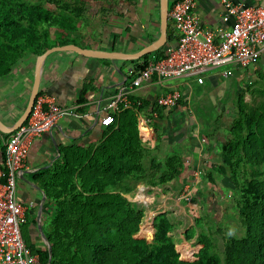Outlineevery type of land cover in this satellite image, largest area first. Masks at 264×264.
I'll return each instance as SVG.
<instances>
[{"label":"trees","instance_id":"1","mask_svg":"<svg viewBox=\"0 0 264 264\" xmlns=\"http://www.w3.org/2000/svg\"><path fill=\"white\" fill-rule=\"evenodd\" d=\"M97 4L105 9L110 2L0 0V78L8 76L28 54L37 56L52 46L78 44L73 35L82 36L97 14ZM172 38L168 29L167 42ZM163 53L164 46L143 54L142 64L134 70L148 60L162 58ZM253 90L259 100L251 97L247 103L244 94L239 95L229 136L217 147L221 161L214 172L205 174L211 183L215 172L229 177L234 206L244 227L243 235L223 241V258L215 253L204 232L199 235L197 253V248L176 249L175 225L166 213L154 216L152 236V225L141 231L149 239L136 235L144 211L125 194L138 183L163 187L180 178L184 170L179 154L156 156L160 138L154 132L152 139L158 143L153 147L140 137L138 114L147 105L143 102L121 106L95 147L60 146L56 161L31 174V180L46 195L42 228L51 247L49 264H264V73ZM162 108L154 103L151 113L160 115ZM3 152L0 145V157ZM27 222L36 224L35 216L26 213L24 224ZM197 225L196 218L187 239L192 238ZM24 239L39 252L41 263L48 264V250L41 238Z\"/></svg>","mask_w":264,"mask_h":264},{"label":"crops","instance_id":"2","mask_svg":"<svg viewBox=\"0 0 264 264\" xmlns=\"http://www.w3.org/2000/svg\"><path fill=\"white\" fill-rule=\"evenodd\" d=\"M104 1L110 4L105 9H100L99 4L95 5L97 14L93 17L91 24L86 26L82 36L73 35V37L78 42L77 46L103 52L104 55L110 53L115 57L114 61L106 57L87 56L73 50H58L47 55L42 63L37 94L40 92L54 94L59 104L75 108L80 116L62 117L50 131L36 137L30 146L23 174L18 178L17 189L20 201H24V204L32 203L35 208L41 201L42 193L31 180V174L49 167L56 161L60 156V146L95 147L103 139V132L107 127L99 123V117L119 92H125L127 99L132 102L140 100L147 104L142 107L138 116L144 117L141 115L144 112L145 118L153 124L151 126L147 124L144 128L143 120L139 119V130L140 137L146 138L148 145L153 147L158 142L156 139H150L152 130L157 127L159 133L163 132L165 130L164 121L170 122L168 116L177 107L162 108L160 115L156 111L151 113L155 99L167 93L169 86L178 84L179 88L182 84L188 85L187 80L173 82V79L158 80L153 77L138 86H132V76L129 71L142 64L143 60L142 55L135 59H129V57L136 55L159 36V0ZM175 1L167 0L168 10ZM235 1L246 5L264 6V0ZM195 11L203 28L214 29L217 26L229 25L221 20L223 9L219 0H196ZM168 29L171 34L174 32L170 19H168L167 31ZM167 43L166 41L163 45L164 49ZM36 58L37 56L33 54L26 55L17 62L8 76L0 78V121L6 126H11L27 105L34 79ZM245 69L253 70L259 75L264 73V45L259 49L253 64L239 69L242 70L240 74ZM215 76L214 74L206 76L205 83L202 85L192 81L189 84L191 90L197 94H207L217 81ZM240 76L243 77V74ZM180 78L188 77L174 79ZM161 124L163 127H159ZM141 126H143V131ZM170 130L173 131V127ZM188 130L187 126L185 131L188 132ZM9 134L0 131V145L3 148ZM173 135L174 140H177L175 143L167 141L168 136L160 139L158 150L162 156L159 158H164L166 154H171L177 148L182 150L183 173L180 178L172 180L169 187L172 191H176L177 186L180 185L179 190H185L195 178L196 168L200 169V164L207 159L208 153L215 157L219 155L217 147L225 137L220 136L222 141H215L202 136L205 142L200 144L198 137L195 140L191 136L184 139L182 134L174 133ZM181 140L184 142H180ZM26 180H29V183ZM141 184L145 188V185ZM200 190L208 196L210 209L213 208L211 205L218 192L223 193V188L216 183L208 187L201 186ZM202 198L198 200L201 201Z\"/></svg>","mask_w":264,"mask_h":264},{"label":"built area","instance_id":"3","mask_svg":"<svg viewBox=\"0 0 264 264\" xmlns=\"http://www.w3.org/2000/svg\"><path fill=\"white\" fill-rule=\"evenodd\" d=\"M223 13L221 20L228 26L203 28L195 11L196 0H176L168 10L172 22V40L164 49V56L156 61L148 60L138 71L130 69L131 85L155 77L174 79L191 77L196 84L205 83V71L218 67L223 76H231L232 69L245 68L255 62L259 49L264 45V6L246 5L235 0H219ZM187 83V81L185 82ZM178 84L158 96L155 104L166 109L174 108L182 97ZM130 101L121 91L110 101L99 123L108 126L115 121L114 114L124 108L140 106ZM65 116L78 117L75 108L58 103L49 92L36 95L27 119L4 142L0 157V264H42L39 252L26 243L21 227L26 221V205L18 197L16 181L23 174L26 159L33 140L52 129ZM148 119H143L147 125ZM200 144L205 142L199 138ZM199 167L195 178L200 177ZM190 182L183 192L184 198L192 195L195 182ZM143 187V186H142Z\"/></svg>","mask_w":264,"mask_h":264},{"label":"rangeland","instance_id":"4","mask_svg":"<svg viewBox=\"0 0 264 264\" xmlns=\"http://www.w3.org/2000/svg\"><path fill=\"white\" fill-rule=\"evenodd\" d=\"M225 67L221 66L215 69L205 71L204 75L209 76L211 74L216 75V83L210 88L207 94H197L191 90L190 83L193 78L188 77L186 79H173L181 82L183 80L188 81V85L182 84L178 89L182 93V97L173 113L169 114V121H164L165 132H158L157 127L152 130L160 139L168 136L167 141L177 142L174 140L173 134H182V138L187 139L191 136L193 139L201 138L214 139L215 141L221 140L220 136L227 138L229 136V125L236 114L235 102L237 101L241 93L244 94V100L249 103L251 97L255 100H259V96L254 92V87L257 86L260 80V75L253 70H244L243 77L239 70L241 68H235L230 66L233 74L231 76H223L222 70ZM195 82V81H194ZM251 87V90L249 89ZM165 113V111L163 112ZM144 117H139L140 120L146 119L144 112L141 113ZM174 121V123H172ZM149 126L153 123L148 122ZM139 125V124H138ZM162 125V124H161ZM159 127H163L162 126ZM218 125V126H217ZM146 126V125H145ZM188 126V132L185 128ZM217 126V129H215ZM147 127V126H146ZM173 127V131L170 128ZM142 130V128H141ZM143 131V130H142ZM152 132V133H153ZM159 133V134H158ZM178 136H176L177 138ZM152 139V136L151 138ZM210 141V140H209ZM224 141V140H223ZM184 142V141H180ZM180 148L175 149L173 152L182 155ZM172 152V153H173ZM219 154V152H217ZM190 154V153H189ZM156 156L161 157L159 150L156 152ZM208 161V162H207ZM220 156H214L208 153V157L203 163L200 164V177L192 179L191 183L195 182V192L193 190L192 195L189 198L183 197L184 190H179L180 185L177 186L176 191L170 189V183L163 187L158 186H146L140 183L132 190V192L125 194V196L143 209L144 216L139 225V231L137 236L146 238L141 232L143 228L152 225L153 218L159 213H166L172 223L175 225L174 238L176 249L178 246H185L188 251L200 249L201 245L198 243L200 233L204 232L206 239L214 244L215 253L223 258L221 249L224 240H227L230 236L227 234L229 229L234 230V234L231 236H240L244 234V227L240 222L239 215L233 202V184L228 176H222L215 172L214 183L223 188V193H219L214 199V203L210 209L208 196L204 195V192L200 190L201 186H211V182H207L205 174L208 171H212L216 165L220 163ZM215 166V167H214ZM17 179L16 184L18 188ZM133 185V183H131ZM139 192L143 194L138 195ZM208 194V193H207ZM206 196V197H204ZM203 197V200H198ZM141 198V200H140ZM146 199V200H145ZM197 202V204H195ZM32 215L36 219V211L32 206ZM196 218L199 225L195 227L194 233L191 239L186 238V233L192 227L196 226ZM153 230V229H152ZM152 232V231H151ZM22 235L26 239L37 240L41 238L37 232L36 224L27 222L22 225ZM150 238V237H149ZM146 238V239H149Z\"/></svg>","mask_w":264,"mask_h":264},{"label":"water","instance_id":"5","mask_svg":"<svg viewBox=\"0 0 264 264\" xmlns=\"http://www.w3.org/2000/svg\"><path fill=\"white\" fill-rule=\"evenodd\" d=\"M159 13H160L159 36L155 40H153L151 43L146 45L143 49H141L138 53H136V55L129 57V59H135V58L140 57L143 54H147V53H150L152 51H155V50L159 49L160 47H162L166 43V41H167V25H168V2H167V0H159ZM58 50H73V51H76L78 53H81V54H84L87 56L106 57L112 61H114V59H115V57L110 55V53H105V55H104L103 52H99L96 50H90V49H84V48H81V47L77 46L76 44H72V43L61 45V46H52V47L46 49L43 53L37 55L36 64H35L34 79H33L32 87L30 90V94H29L27 105H26L25 109L23 110L21 115L16 119V121L11 126H6L0 121V131L1 132L11 133L14 130H16L19 126H21V124L27 119V117L30 113L31 107L33 105L34 99H35L37 92H38V83H39V76H40V72H41L42 63H43V61L47 55H49L50 53H52L54 51H58ZM141 128H143V126H141ZM144 128H146V126H144ZM26 181L29 183V180H26ZM34 185L36 186V184H34ZM37 189L41 191L42 198H41V201L38 205V209L36 212V219H35L36 220V228H37V232L41 236V240L43 241V243L47 247L48 255H49V257H48V264H49V262L51 260V247H50V243L47 240V238L44 234L43 228H42L43 204L46 200V195H45L44 191L42 189H40L38 186H37ZM152 229L153 230L151 232V236H152V233L154 232L153 222H152ZM191 258H193V256Z\"/></svg>","mask_w":264,"mask_h":264},{"label":"flooded vegetation","instance_id":"6","mask_svg":"<svg viewBox=\"0 0 264 264\" xmlns=\"http://www.w3.org/2000/svg\"><path fill=\"white\" fill-rule=\"evenodd\" d=\"M20 199V198H19ZM22 199V198H21ZM23 202V204H24V201H22ZM26 205V213L27 214H32L31 212H32V210H33V208H31L32 207V203H29V204H25Z\"/></svg>","mask_w":264,"mask_h":264},{"label":"clouds","instance_id":"7","mask_svg":"<svg viewBox=\"0 0 264 264\" xmlns=\"http://www.w3.org/2000/svg\"><path fill=\"white\" fill-rule=\"evenodd\" d=\"M229 236L233 235L234 234V230L233 229H229L228 233H227Z\"/></svg>","mask_w":264,"mask_h":264}]
</instances>
